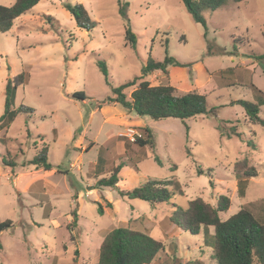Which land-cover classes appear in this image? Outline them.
<instances>
[{
	"label": "rangeland",
	"instance_id": "rangeland-1",
	"mask_svg": "<svg viewBox=\"0 0 264 264\" xmlns=\"http://www.w3.org/2000/svg\"><path fill=\"white\" fill-rule=\"evenodd\" d=\"M14 1L0 0V5ZM76 4L83 6L92 28L77 25L67 10ZM202 17L204 25L195 23L181 0H39L8 31L0 32V117L8 81L15 86L11 110L28 109L0 129V168H5L0 170V223L12 222L0 232V264H97L104 236L127 226L162 242L163 251L151 264H177L174 258L179 264H216L211 259L213 228L205 227L198 235L183 232L169 221L173 207L185 209L195 198L214 206L224 195L230 206L219 214L221 220L243 207L257 219L264 215V127L249 124L236 103L257 102L250 85L264 92V0L228 1ZM128 27L134 45L126 39ZM166 56L180 66H169L166 74L154 71L145 79L152 86L170 85L177 95H205L208 113L183 121L145 118L154 148H139L124 136L132 126L125 123L124 130L118 119L106 121L108 107L117 106L101 110L96 103L140 76L148 59L162 61ZM133 89L123 91L127 99ZM259 117L264 120V106ZM233 127L240 138L230 134ZM92 140L96 144L84 152ZM117 141L123 142L121 151ZM43 147L57 172L47 184L38 182L24 193V181L15 188L14 175L8 174L11 169L34 170L28 162ZM242 159L258 175L240 197L233 166ZM117 166L131 168L141 184L175 179L182 193L150 205L96 185ZM197 168L204 173L197 174ZM41 186L48 188L49 197L32 195L42 193ZM90 186L95 191L88 194ZM108 195L117 201L109 202Z\"/></svg>",
	"mask_w": 264,
	"mask_h": 264
},
{
	"label": "trees",
	"instance_id": "trees-1",
	"mask_svg": "<svg viewBox=\"0 0 264 264\" xmlns=\"http://www.w3.org/2000/svg\"><path fill=\"white\" fill-rule=\"evenodd\" d=\"M228 1L238 4L244 0H181L193 21L202 25H204L203 12L215 11L223 7ZM38 2L39 0H15L9 6L0 5V32L8 31L15 19L25 14ZM67 10L74 17L78 26L93 27L94 24L82 5L67 6ZM120 12L125 16L124 8H121ZM126 39L131 45L135 44L134 34L129 27L126 29ZM98 66L106 84L109 85L104 64L99 62ZM169 66H180V64L174 58L168 56L162 61L148 59L140 76L112 89L113 96L98 101L96 108L105 105H120L138 117H148L153 121L166 119L183 121L206 115L208 111L205 95L196 91L177 95L172 86H152L145 79L154 71L166 74ZM129 87H134V89L127 99L123 91ZM250 87L256 95L257 102L251 103L240 100L236 103L244 109L249 124H259L264 127V120L259 117L260 106H264V92L254 85H250ZM14 89L15 86L13 87L11 82L8 81L5 87V105L4 113L0 117V129L12 123L17 113L28 110L27 108H19L17 111L11 110L15 97ZM75 95L80 99H84V95L81 93ZM209 112L214 113V109ZM141 130L145 136L137 139L133 145L139 148L150 147L153 149L154 139L151 129L142 128ZM230 134L237 138L241 137L236 132L235 127L232 128ZM3 140L5 141V139ZM126 147V153H128L127 150L130 145L126 144ZM187 153L189 154V151ZM98 162H100V157ZM28 164L44 170H51L52 165L47 161V148L43 147ZM99 164H97L98 168ZM119 168L120 166L115 167L110 171L109 177L98 180L96 185L115 187L118 181ZM203 173L202 169L197 168V174ZM233 173L237 180L238 194L243 197L248 181L255 178L258 172L246 159H242L234 164ZM118 193L128 199H138L150 205H155L168 202L175 194H181L182 190L179 182L171 179L147 181L131 190H120ZM229 206L230 200L224 195L216 198L214 206L201 198H195L188 202L185 209L175 205L170 213L169 221L176 228L191 235H198L203 228L212 227L211 259L216 264H264V215L257 219L247 207H243L227 219L221 220L219 214L226 212ZM98 212L103 213L100 206ZM75 215L73 214L74 221ZM11 223L9 220L0 223V232L10 228ZM208 234V231L205 230L204 235L207 236ZM162 251L163 244L160 240L153 239L146 233L132 229L129 226L117 227L108 232L100 243L97 264H151ZM174 259H171V261H176L179 264V261L176 258ZM163 263L166 264V262ZM193 264H201V262L195 261Z\"/></svg>",
	"mask_w": 264,
	"mask_h": 264
},
{
	"label": "crops",
	"instance_id": "crops-1",
	"mask_svg": "<svg viewBox=\"0 0 264 264\" xmlns=\"http://www.w3.org/2000/svg\"><path fill=\"white\" fill-rule=\"evenodd\" d=\"M116 106L118 108L117 107H108L107 114L105 115L106 116L105 119H106L107 122L114 123L115 122V119H118L119 122L117 120L116 123L118 125H120V126H123L124 127V130L126 129L127 125L132 126V127H135L137 129L149 128V126L147 125L148 124L147 123V120L145 119L147 117H138L137 115H135V116H133L131 118L124 117V119L121 120V117L127 116L129 113H132V112H128L126 109L122 108L121 106H118V105H116ZM101 110H102V108H101ZM103 112L105 113L106 111L103 110ZM139 118H141V120H138ZM125 123H127V125ZM80 136H82V135H80ZM121 136H119V137H121ZM109 137H111V139H113L115 136L111 135ZM73 138L74 137H71V140ZM81 141L82 140L80 139V143L78 145L81 144ZM90 142H92V143H90ZM90 142L88 144L90 146H87V149H85V147L83 148L84 149V152H87V150H88L89 147H92V146H94L96 144V142L94 140H92ZM121 142L120 141H117L116 144H115V147L116 148L119 147L120 148L119 149L120 151H121V147H120L121 146L120 145ZM122 144H123V142H122ZM122 147H124V145ZM119 152L117 153L118 156H119V154H121ZM99 157L101 159V154L100 153H99L98 158ZM99 163L100 162H98V164ZM4 169H3V167L0 168V170H4ZM99 170H101V168ZM56 172L57 171H56V169H54L53 166H52V169L51 170H44L42 168H37V167L34 166V170H30L29 172H24L22 170H20L19 172H16V171H14V169H11L10 172H9V174H8V176L10 175V173H11V175H14V178H13L12 181H13V186L15 188H19V185H21V183L24 181L25 184L21 187V190L24 193L25 192L26 193H29L30 190L38 182L43 181L45 184H47L48 182H46V180L48 178H51L53 175H55ZM140 178H141V176H139L138 174H135L131 168L123 167V168L119 169V171L117 173V180L118 181H117L115 187H113V188L111 187V193L118 192L119 190H131V189H124V187L121 186L123 183L124 184L132 183L133 185L139 186V184H141L140 183ZM121 179H123V181H121ZM91 187L92 186L88 187V189H89L88 194H91V193H93L95 191V187L94 188H91ZM40 188H42L41 189L42 190V193H34V192H32V193H34L32 195L33 196H37V197H41V198L49 197L48 196V191H47L48 188L46 186H41ZM105 199H107L109 202H113V200L117 201V199H112V197L109 196V195Z\"/></svg>",
	"mask_w": 264,
	"mask_h": 264
},
{
	"label": "built area",
	"instance_id": "built-area-1",
	"mask_svg": "<svg viewBox=\"0 0 264 264\" xmlns=\"http://www.w3.org/2000/svg\"><path fill=\"white\" fill-rule=\"evenodd\" d=\"M124 136L132 142H135L137 139L142 138L141 134L132 127L127 128Z\"/></svg>",
	"mask_w": 264,
	"mask_h": 264
}]
</instances>
